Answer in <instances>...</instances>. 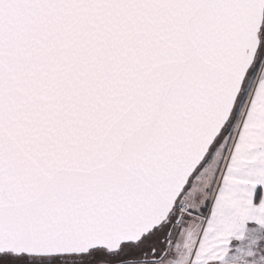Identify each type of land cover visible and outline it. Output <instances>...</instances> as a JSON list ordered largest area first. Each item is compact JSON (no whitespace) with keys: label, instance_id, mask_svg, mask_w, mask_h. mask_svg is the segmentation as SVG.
Masks as SVG:
<instances>
[{"label":"snow or ice","instance_id":"snow-or-ice-1","mask_svg":"<svg viewBox=\"0 0 264 264\" xmlns=\"http://www.w3.org/2000/svg\"><path fill=\"white\" fill-rule=\"evenodd\" d=\"M0 264H264V0H0Z\"/></svg>","mask_w":264,"mask_h":264}]
</instances>
